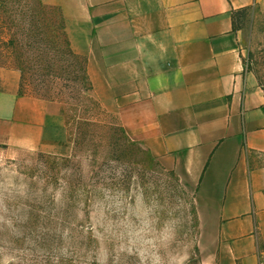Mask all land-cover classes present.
I'll list each match as a JSON object with an SVG mask.
<instances>
[{"label": "crops", "instance_id": "0c3cea01", "mask_svg": "<svg viewBox=\"0 0 264 264\" xmlns=\"http://www.w3.org/2000/svg\"><path fill=\"white\" fill-rule=\"evenodd\" d=\"M50 2L95 99L194 192L204 263L264 264V95L233 27L234 11L264 0ZM21 80L0 67V146L54 150L64 120Z\"/></svg>", "mask_w": 264, "mask_h": 264}, {"label": "rangeland", "instance_id": "374dc122", "mask_svg": "<svg viewBox=\"0 0 264 264\" xmlns=\"http://www.w3.org/2000/svg\"><path fill=\"white\" fill-rule=\"evenodd\" d=\"M34 2L0 7V67L21 73L24 95L55 104L64 129L51 151L0 146V264H205L194 192L137 142L114 152L120 138L102 128L122 131L121 123L94 98L60 8L40 0L46 10H32ZM237 27L241 59L264 95V12L242 13ZM86 119L95 141L85 146ZM92 156L111 169L95 176ZM83 182L93 192L86 206L68 194L75 186L77 197Z\"/></svg>", "mask_w": 264, "mask_h": 264}, {"label": "trees", "instance_id": "16d2710c", "mask_svg": "<svg viewBox=\"0 0 264 264\" xmlns=\"http://www.w3.org/2000/svg\"><path fill=\"white\" fill-rule=\"evenodd\" d=\"M10 1L11 0H0V7L1 8H4L3 11L5 9H7L6 6H7V4ZM37 1H38V3L34 2L33 4H31L32 10L36 7L38 9H42V10L45 11L46 10V7L40 2V0H37ZM27 8L30 11L29 4H28ZM250 9H252V8H245V9H242V10L234 11V13H233V27H234V31H238L237 21L239 19V16L242 13H245V12H247ZM61 17H62L63 22H64V25H65V20H64V17H63L62 12H61ZM33 19H35V16H33ZM10 20H11V23H14V20L13 19L10 18ZM32 24H35V23H32ZM3 25L9 27V23H7L6 20H3ZM64 30H65V33H66V26L64 27ZM66 35H67V33H66ZM69 44H70V41H69ZM54 45H55V43H54ZM70 48H71V45H70ZM71 51H72V54L75 57L84 59V61H85V68H84L85 77H86L87 81L90 83L91 91H92V94H93V87H92V84H91V82L89 80V77H88V74H87V59L85 57H83V56H79V55L75 54L73 52L72 48H71ZM21 95H24L22 93V86H21ZM83 121H85L84 124L89 123L88 124L89 127H87V128H89V132L88 133H83L82 132L81 139H80L79 144L86 146L89 142L95 141L94 140V138H95V131H94V129L95 128H91V126H90V120H87L86 119V120H83ZM121 128L123 129L122 131H120L119 129L116 128V126H113L111 124H105V126L102 128L103 130H106V131L109 132L108 136L109 135L111 136V133L114 132L113 135H116V136H118V138H120V144L119 143H115V140H114V143L111 144V148L114 150L115 153L116 152H119V149L124 150L123 152H125V150H127V148H129V146L135 145L134 142H133V140L128 136L127 132L124 130V128L123 127H121ZM90 134H91V139L89 138L90 137L89 136ZM101 144H103V143L101 142ZM101 147H103V145H101ZM96 148H97V151H98L99 146H97V144H96ZM121 150H120V152L122 153ZM149 155H150V153H149ZM92 157L94 158V160H93V167H94L95 176H99V172L100 173L105 172L104 171V167H106L108 169H111V166L108 163L109 161L108 162L105 161L102 165H99L97 163L98 162V159L96 158V156H92ZM150 159L152 161H155L154 158L151 155H150ZM65 161L68 162V163L71 162V160L68 159V158H66ZM158 165L161 167V165L159 163H158ZM163 170L166 171L165 169H163ZM107 171H109V170H107ZM110 171H112V170H110ZM105 173H107V172H105ZM169 173H173L175 175L174 172H169ZM92 178L94 179V177H92ZM107 179H110V177L107 178ZM81 185H82L83 189L82 190L79 189V192H78V196L77 197L75 196V193H77V192H75V186H71V188L68 190V194H69V196H71V197H69V200L76 201V199H78V201L80 203H83V199L84 198H87L86 201L84 202V205L86 206L87 203H89V200H92L93 192L90 190L89 185L87 186L84 182Z\"/></svg>", "mask_w": 264, "mask_h": 264}]
</instances>
